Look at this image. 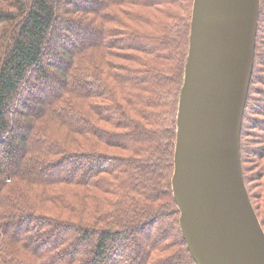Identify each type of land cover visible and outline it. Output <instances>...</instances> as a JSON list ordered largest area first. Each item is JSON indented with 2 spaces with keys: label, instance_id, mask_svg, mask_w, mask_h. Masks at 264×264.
Returning <instances> with one entry per match:
<instances>
[{
  "label": "trees",
  "instance_id": "1",
  "mask_svg": "<svg viewBox=\"0 0 264 264\" xmlns=\"http://www.w3.org/2000/svg\"><path fill=\"white\" fill-rule=\"evenodd\" d=\"M192 1L0 0V264H195L170 185ZM262 24L264 0L240 133L264 231Z\"/></svg>",
  "mask_w": 264,
  "mask_h": 264
},
{
  "label": "water",
  "instance_id": "2",
  "mask_svg": "<svg viewBox=\"0 0 264 264\" xmlns=\"http://www.w3.org/2000/svg\"><path fill=\"white\" fill-rule=\"evenodd\" d=\"M260 0H193L175 116L172 198L195 264H264L241 166Z\"/></svg>",
  "mask_w": 264,
  "mask_h": 264
},
{
  "label": "rangeland",
  "instance_id": "3",
  "mask_svg": "<svg viewBox=\"0 0 264 264\" xmlns=\"http://www.w3.org/2000/svg\"><path fill=\"white\" fill-rule=\"evenodd\" d=\"M262 26L264 28V25L263 24H262ZM263 31L261 33V36H262V40L264 41V32ZM55 71L58 72L57 70H55ZM58 73H60V72H58ZM26 96L28 97V94H26ZM29 101H30V104L33 105V107H36L37 102L35 100H33V99L30 98ZM256 132H258L257 135H259L261 133V131L260 132L259 131H256ZM248 140L250 141V144L248 145V147H253V145H254V136H252V138L251 139H248ZM0 153H1V155H3V158H4V155L7 154L5 150L4 151L2 150ZM247 161H248L247 162V165H249L250 167L253 168L254 167V163H250L249 162V161H253V159L251 157H248L247 156ZM143 241H145V240H143Z\"/></svg>",
  "mask_w": 264,
  "mask_h": 264
}]
</instances>
